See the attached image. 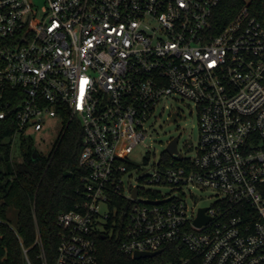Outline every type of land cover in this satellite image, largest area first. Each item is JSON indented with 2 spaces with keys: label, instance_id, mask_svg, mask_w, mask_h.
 <instances>
[{
  "label": "built area",
  "instance_id": "built-area-1",
  "mask_svg": "<svg viewBox=\"0 0 264 264\" xmlns=\"http://www.w3.org/2000/svg\"><path fill=\"white\" fill-rule=\"evenodd\" d=\"M220 2L0 0V119L13 146L51 122L59 137L73 120L84 132L85 200L59 215L55 264H99L97 237L117 229L131 255L176 244L189 253L177 264H264V22L245 5L216 30ZM175 95L198 109L197 154L165 151L144 185L126 186L147 122ZM194 188L215 201L191 206Z\"/></svg>",
  "mask_w": 264,
  "mask_h": 264
},
{
  "label": "trees",
  "instance_id": "trees-1",
  "mask_svg": "<svg viewBox=\"0 0 264 264\" xmlns=\"http://www.w3.org/2000/svg\"><path fill=\"white\" fill-rule=\"evenodd\" d=\"M245 5L252 16L264 22V0H221L213 15L216 30ZM14 128L8 119H0V264H26L27 257L43 264V252L48 264H55L62 233L59 215L85 200L84 172L79 166L83 128L71 121L51 154L39 152L38 159L32 138L22 139L21 160L15 157L10 139ZM164 157L169 158L167 152ZM12 210L17 212L15 222L10 218ZM118 231L97 237L99 264H177L182 255L189 254L170 244L156 256L135 259L120 249Z\"/></svg>",
  "mask_w": 264,
  "mask_h": 264
},
{
  "label": "rangeland",
  "instance_id": "rangeland-1",
  "mask_svg": "<svg viewBox=\"0 0 264 264\" xmlns=\"http://www.w3.org/2000/svg\"><path fill=\"white\" fill-rule=\"evenodd\" d=\"M41 9L45 0H32ZM149 134L140 145L131 153L130 157L136 164L125 177V185H144L139 179L142 175L149 173L152 164L156 162L161 154L167 151L170 140L179 136L178 149L183 155L193 157L197 154L200 138L199 113L192 100L183 98L180 95L168 96L162 99L154 113L147 122ZM60 125L51 122L44 132L32 133V141L40 153L49 156L59 138ZM30 138V137H28ZM21 140L15 144L14 155L22 159ZM168 188H163L167 191ZM194 198H189L191 206L207 207L216 199L217 191L211 188L200 190L194 188ZM16 210H12L10 218L15 222Z\"/></svg>",
  "mask_w": 264,
  "mask_h": 264
},
{
  "label": "water",
  "instance_id": "water-1",
  "mask_svg": "<svg viewBox=\"0 0 264 264\" xmlns=\"http://www.w3.org/2000/svg\"><path fill=\"white\" fill-rule=\"evenodd\" d=\"M178 141H179V136H176L172 138V140H170L168 147H167V151L169 153L178 152ZM34 156H35V159H38L40 157V153L37 148L34 149ZM135 195H136V191H135ZM204 210H205L204 208L200 210V217L197 220L198 224H201L207 221V218L203 216ZM159 253L160 251H157V252L136 251L133 254V258L139 259V258L153 257Z\"/></svg>",
  "mask_w": 264,
  "mask_h": 264
}]
</instances>
